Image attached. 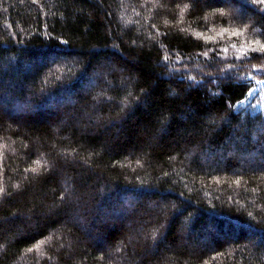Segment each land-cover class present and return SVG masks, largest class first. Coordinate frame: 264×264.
Segmentation results:
<instances>
[{
	"label": "trees",
	"instance_id": "trees-1",
	"mask_svg": "<svg viewBox=\"0 0 264 264\" xmlns=\"http://www.w3.org/2000/svg\"><path fill=\"white\" fill-rule=\"evenodd\" d=\"M261 44L264 0H0V264H264Z\"/></svg>",
	"mask_w": 264,
	"mask_h": 264
},
{
	"label": "rangeland",
	"instance_id": "rangeland-1",
	"mask_svg": "<svg viewBox=\"0 0 264 264\" xmlns=\"http://www.w3.org/2000/svg\"><path fill=\"white\" fill-rule=\"evenodd\" d=\"M255 89L253 88L248 96V99L251 100L252 97L256 94L255 99H252L254 104V109L259 106H264V80H258L255 82Z\"/></svg>",
	"mask_w": 264,
	"mask_h": 264
},
{
	"label": "snow or ice",
	"instance_id": "snow-or-ice-1",
	"mask_svg": "<svg viewBox=\"0 0 264 264\" xmlns=\"http://www.w3.org/2000/svg\"><path fill=\"white\" fill-rule=\"evenodd\" d=\"M232 34H233V35H237L238 33L235 32V31H233ZM239 34H242V33H239ZM257 43H259V42H257ZM260 48H261L262 51H264V44H261V45H260ZM0 192H3V187H2V186H0ZM29 251H31V249H29Z\"/></svg>",
	"mask_w": 264,
	"mask_h": 264
}]
</instances>
